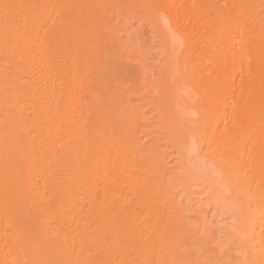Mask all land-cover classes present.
<instances>
[{"label": "bare ground", "instance_id": "6f19581e", "mask_svg": "<svg viewBox=\"0 0 264 264\" xmlns=\"http://www.w3.org/2000/svg\"><path fill=\"white\" fill-rule=\"evenodd\" d=\"M0 264H264V0H0Z\"/></svg>", "mask_w": 264, "mask_h": 264}, {"label": "rangeland", "instance_id": "374dc122", "mask_svg": "<svg viewBox=\"0 0 264 264\" xmlns=\"http://www.w3.org/2000/svg\"><path fill=\"white\" fill-rule=\"evenodd\" d=\"M129 23L132 30L137 31L143 37H150L153 40L154 44L157 46L158 41L154 37L155 31L148 21H143V23L140 24V18H138L136 15H133L132 17H130Z\"/></svg>", "mask_w": 264, "mask_h": 264}]
</instances>
